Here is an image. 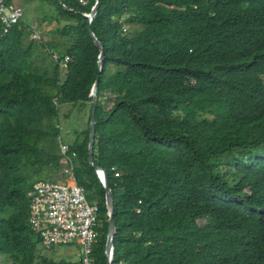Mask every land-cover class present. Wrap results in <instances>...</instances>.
I'll list each match as a JSON object with an SVG mask.
<instances>
[{"label":"trees","instance_id":"16d2710c","mask_svg":"<svg viewBox=\"0 0 264 264\" xmlns=\"http://www.w3.org/2000/svg\"><path fill=\"white\" fill-rule=\"evenodd\" d=\"M43 1L69 43L51 76L21 21L6 35L0 21V253L75 264L40 255L28 222V179L61 172L72 107L66 118L87 115L69 146L99 206L93 254L106 264V192L88 162L96 1ZM92 29L104 46L94 162L114 196L113 264H264V0H101Z\"/></svg>","mask_w":264,"mask_h":264},{"label":"built area","instance_id":"2783aa9c","mask_svg":"<svg viewBox=\"0 0 264 264\" xmlns=\"http://www.w3.org/2000/svg\"><path fill=\"white\" fill-rule=\"evenodd\" d=\"M22 17L21 8L13 6L11 0H0L3 34L6 35ZM32 39L40 40L39 34L35 32ZM58 141L63 157L61 173L64 182L40 181L33 184L28 194V222L40 238L42 247H78L81 252L79 263L95 264L93 252L99 240V206L90 203L84 189L77 184V153L61 137Z\"/></svg>","mask_w":264,"mask_h":264},{"label":"rangeland","instance_id":"374dc122","mask_svg":"<svg viewBox=\"0 0 264 264\" xmlns=\"http://www.w3.org/2000/svg\"><path fill=\"white\" fill-rule=\"evenodd\" d=\"M13 6L21 8L23 17L20 20L27 32H30L26 39L25 44H29L30 41H34V48H36L37 55L34 57V65L46 71L48 74L52 73L54 68V60L56 57L62 55L68 48L69 43L62 40L56 30L60 27L57 21L51 20L54 17V5L46 3L43 0H11ZM64 24V22H63ZM135 28V27H134ZM133 30V29H132ZM138 30L135 28L134 32ZM132 31V32H133ZM38 33L41 40L44 42L53 43L57 49H51L49 52L42 48L43 43L40 40H33L32 35ZM54 55V57L50 56ZM264 80V78H263ZM72 107H66L62 110V140L69 142L68 144L74 143L76 135L73 133L74 127L79 129V125L85 126L87 121V115L84 116L82 112L84 110L75 109L69 118H66L71 111ZM87 112V109H86ZM88 113V112H87ZM64 182L63 175L61 172L55 173L52 171H44L39 173L36 177H31L28 182L34 184L36 182ZM40 255L46 257L47 260L58 263L64 261L66 263H79L80 261V249L78 247H54L47 249L41 245L37 246ZM0 264H13V260L9 256L0 253Z\"/></svg>","mask_w":264,"mask_h":264},{"label":"water","instance_id":"95a60500","mask_svg":"<svg viewBox=\"0 0 264 264\" xmlns=\"http://www.w3.org/2000/svg\"><path fill=\"white\" fill-rule=\"evenodd\" d=\"M95 1H96V5L92 8L91 13L85 15L89 21V31H90L91 38L94 44L96 45V47L100 50L99 61H98L99 73H98V77L93 87L92 94H91V99L93 101V113H92L93 117H92L91 124H90L88 162H89L90 167L93 169V171L98 176L106 192V209L108 211V215H107L108 216V237H107V243H106V260H107L106 264H113L114 239L117 233V225H116V221L114 217V196L109 186V178H108L107 172L97 167V165H95V162H94V147H95V141H96L95 140L96 138L95 114H96L97 106H98V91H99V86H100V76H101L103 65H104V46L99 41V39L97 38V36L95 35L92 29V22H93V19L98 14L101 0H95ZM61 5L63 6V8L69 10L63 4Z\"/></svg>","mask_w":264,"mask_h":264},{"label":"bare ground","instance_id":"6f19581e","mask_svg":"<svg viewBox=\"0 0 264 264\" xmlns=\"http://www.w3.org/2000/svg\"><path fill=\"white\" fill-rule=\"evenodd\" d=\"M99 238H101V236H99Z\"/></svg>","mask_w":264,"mask_h":264}]
</instances>
